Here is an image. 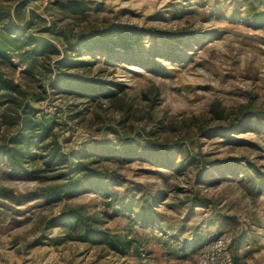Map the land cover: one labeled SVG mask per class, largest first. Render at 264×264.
Listing matches in <instances>:
<instances>
[{"label":"rangeland","instance_id":"1","mask_svg":"<svg viewBox=\"0 0 264 264\" xmlns=\"http://www.w3.org/2000/svg\"><path fill=\"white\" fill-rule=\"evenodd\" d=\"M0 46V264H264V0H0Z\"/></svg>","mask_w":264,"mask_h":264},{"label":"trees","instance_id":"2","mask_svg":"<svg viewBox=\"0 0 264 264\" xmlns=\"http://www.w3.org/2000/svg\"><path fill=\"white\" fill-rule=\"evenodd\" d=\"M67 5L69 6V9H76L78 8V4H76L75 2H67ZM81 6V4H80ZM103 42L101 43H106L105 42V38L102 40ZM12 42L14 43L13 47H15L16 49H19L17 44L19 43L18 39H13ZM18 42V43H17ZM16 44V45H15ZM23 47H31V49L29 50V58H28V61H29V65L26 69V73H29L31 70H33V63L36 61V57L38 56H42V57H45L47 56L48 54L52 53V46L51 44H49L47 41L45 40H34L33 42H25V44H23ZM54 51V50H53ZM53 53H57L56 50L55 52ZM0 55L2 57H5V58H8L9 59V56H7L5 50L0 46ZM58 64H61V65H67V67L69 66H74V65H79V64H82V63H79V62H72V63H68L66 62L65 60H62V61H59ZM57 83V81L53 82L51 84L52 87L55 86V84ZM3 87H6L4 86L3 83H0V90H3V89H6V88H3ZM85 89H82L81 86H78V93L80 95H88L89 97H92L94 91H96V89H93L92 87L94 86H91V85H86L84 86ZM8 89V88H7ZM10 89H17V86L16 85H13L10 87ZM24 131H27L29 130L28 128V125H29V121L27 119H25L24 121ZM23 137V136H22ZM42 140V139H41ZM34 147H36V144H34L32 141H30L29 139H27L26 141V155H28V158L30 159H34L35 158V155L34 154H31L30 151H32L33 149H35ZM4 155H8V160L10 162V165H11V168L12 170L15 172V173H18L20 172V161L23 157V155H25L24 152H21V151H16V150H7L6 152H4ZM55 158H54V155L50 157L48 163L46 165H51L52 161H54ZM80 166V165H79ZM22 172V171H21ZM61 220V223L64 227H67L69 229H74V228H79L80 226H83V225H86L85 224V221L82 220L81 216L75 214V213H69L67 215H64L60 218ZM84 237L87 238L88 240L92 241V242H96V243H99V244H105L107 243V241H109V237L101 234L100 232H96V231H89L88 229V226L86 227L85 226V229H84ZM113 241V240H111ZM110 241V242H111Z\"/></svg>","mask_w":264,"mask_h":264}]
</instances>
